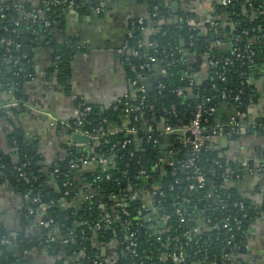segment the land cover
Returning a JSON list of instances; mask_svg holds the SVG:
<instances>
[{
  "label": "trees",
  "instance_id": "obj_1",
  "mask_svg": "<svg viewBox=\"0 0 264 264\" xmlns=\"http://www.w3.org/2000/svg\"><path fill=\"white\" fill-rule=\"evenodd\" d=\"M53 1L38 0L34 6H27L17 0H0V95L9 94L18 101V107L12 109L15 113L26 108L27 100L22 90L29 81L28 75L36 76L33 71L36 50H49L53 59L52 67L45 72L48 73L46 77L53 76L62 84V78L67 75L68 61L75 53L76 44L68 42L58 50L55 48L53 35L59 14L68 7L80 12H95L100 0H65L64 3L58 0L54 6ZM142 1L147 14L141 24L135 19L131 26L128 54L124 56L128 82L133 78L130 66L137 68L149 57H153L154 62L150 71L142 72L143 81L138 86L142 91L133 92L130 87V95L139 99L145 97L144 104L153 105L154 110L161 106L173 107L176 118L171 119V124L177 121L185 124L194 107L207 97H211V101L205 103V107H216L215 114L205 116L208 127L226 122L243 110L248 112L257 101L264 71V0H231L227 6L215 4L214 23L218 27L215 31L210 22L196 21L193 29L188 20L195 16L190 12L180 11L173 17L171 2L167 0ZM36 10L41 13L34 20ZM44 22L50 26H44ZM144 30L150 31L146 40ZM211 33L220 41L218 46L210 40ZM16 44L20 45L18 49ZM232 47L239 50L243 62L247 61L249 52L253 53L251 71L237 60L225 70H221L220 64L206 65L209 61L224 59ZM178 49L183 51L182 55L176 54ZM181 57L182 63L179 62ZM220 74L223 81L218 78ZM235 96L238 101H234ZM88 106L89 113L79 117L80 130L99 137L81 147L66 145L64 155L56 162L43 164L37 141L29 140L21 128H15L8 138L14 159L7 158V162L0 154V184L9 183L22 197L25 194L30 198L39 197V203L30 205L34 216L38 215L40 221H52L49 228L44 229L43 243L49 252L59 257L56 264L100 261L89 247L91 238L103 243L117 241L122 253L118 264H176L168 257L175 252L184 254L185 264L212 260L223 264L227 263L226 254L232 258V264H244L237 255L245 248L246 231L251 221L264 212V202L258 210L254 209L239 193L237 177L243 171L234 163L226 162L221 146L208 144L203 148L196 158L200 172L195 174L194 180L188 181L186 177L192 170L176 166L178 160L188 156L187 146L169 156L166 151L170 136L157 143L152 138L142 137L145 124L158 118L153 112L143 110L134 122L121 103L107 110ZM125 125L137 132L118 131ZM99 128L102 135L97 132ZM126 140L129 143L122 147ZM99 159L104 163L98 164ZM173 168L175 174L171 175ZM140 171L145 172L146 178L139 175ZM20 172L24 178L19 176ZM64 183L67 184L64 186ZM198 183L202 184L201 188L196 187ZM189 184L195 188L189 190ZM152 191L156 194L147 200L149 210L139 212L144 200L141 196L131 199L132 195ZM76 195L82 196L79 208L73 207ZM89 196L93 197L87 198ZM111 196L125 198L129 215L121 222L115 221L95 231L96 223L112 218ZM176 210H182L185 223H179L174 214ZM163 216H168L167 221ZM207 219L218 223L220 228L216 230L212 225H205ZM235 220L241 222L239 231L235 230ZM125 223L135 233L134 257L125 250L128 243L123 230ZM223 226L232 230L227 233ZM230 235H233L232 240ZM3 238L10 240L0 224V264H21L23 253L38 245L18 237L17 258L8 254L7 244L1 243ZM203 249H206V257L201 254Z\"/></svg>",
  "mask_w": 264,
  "mask_h": 264
},
{
  "label": "crops",
  "instance_id": "obj_2",
  "mask_svg": "<svg viewBox=\"0 0 264 264\" xmlns=\"http://www.w3.org/2000/svg\"><path fill=\"white\" fill-rule=\"evenodd\" d=\"M17 1L34 6L38 0ZM167 1L179 4L177 13L194 14L195 19L192 20L195 23L212 21L215 4L220 0ZM146 14L147 8L142 0H118L108 4L101 15L89 10L80 12L71 7L60 13L53 35L55 48L58 50L68 42L76 44L75 53L68 61L67 75L62 78V84L53 76L46 77L48 73L45 72L52 67L53 59L49 50L35 51L33 71L36 76L29 78L22 90L27 100L25 110L13 112V108L8 106L11 97L0 95V154L11 161L14 159L8 138L15 128H21L29 140L37 141L42 163L49 165L61 159L64 147L72 142L69 124L81 115L78 102L100 110L119 103L125 106V96L131 93L124 67V56L128 54L127 39L131 36L130 28L135 19H138V24ZM149 33V30L143 31L144 40ZM263 117L262 79L257 101L244 119L257 121ZM226 142V147H221L226 162L234 163L243 171L237 178V189L250 206L258 210L264 202V170H255L257 165L264 164V134L247 131ZM244 166L251 171L248 172ZM81 202L82 196L76 195L73 207L79 208ZM101 210L105 211L102 206ZM33 216L30 204L12 185L7 182L0 184V224L10 236L6 243L8 254L18 258L16 242L18 237H22L26 242L38 245L23 253L21 264H56L59 257L49 252L43 243L44 228L40 226L39 216ZM246 232L245 248L237 256L244 264H264V216L258 215L252 220ZM89 247L100 262L119 263L122 253L117 241L103 243L91 238Z\"/></svg>",
  "mask_w": 264,
  "mask_h": 264
},
{
  "label": "built area",
  "instance_id": "obj_3",
  "mask_svg": "<svg viewBox=\"0 0 264 264\" xmlns=\"http://www.w3.org/2000/svg\"><path fill=\"white\" fill-rule=\"evenodd\" d=\"M118 0H100L97 7L95 8V13L96 14H101L104 12L105 7L110 4V3H115ZM171 1V0H169ZM231 0H220L219 4L221 6H227L229 5ZM59 1H53V5H57ZM70 6H72V3H69ZM41 11L36 10L33 13V19H37L38 16L40 15ZM142 21H139L138 24H141ZM211 27L213 31L217 30V24L214 23V18L212 21H210ZM188 24L194 29L195 28V23L192 19L188 20ZM44 26L48 27L50 24L48 22H44ZM130 37V36H129ZM213 45L218 46L220 44L219 40L214 39L212 41ZM10 42H7L6 45L10 46ZM150 46V45H149ZM20 47L19 44L15 45V48L18 49ZM176 54H183V51L181 49L176 50ZM137 55V53H135ZM247 56V61L243 62V56L239 52L237 48H231L229 50L228 56H226L222 60H217V61H209L206 65L207 66H216L220 64L221 70H225L226 67H229L233 64L235 60L240 61V64H245L246 68L251 71L254 68V61H253V53L249 52ZM154 62L153 57H149L148 61L141 63L137 68L134 66H130V71L133 74V78L129 81L130 87L133 89V92H139L142 91V89L138 90V86L140 83L143 81V71H150L151 70V64ZM179 62H184V59L181 57L179 59ZM163 72V71H162ZM223 72V71H222ZM28 78L32 79V75H28ZM220 81H223L224 78L222 77V74L218 76ZM264 80V71L261 75V80ZM248 83V80L245 81V84ZM142 88V87H141ZM9 95V94H8ZM11 100L8 104L11 108H17L19 103L12 97ZM224 98V96H223ZM144 99L145 97L138 98H133L131 95H126L125 96V111L128 114H131L133 116V121L136 122L138 120V115L142 114L143 110L151 111L152 114H155L157 116V119H152V123H146L145 124V130L143 131V136L145 139L149 140L152 138L155 143H157L159 140H165L167 136H170V144L169 147L167 148V155L173 156L177 154V151L180 150L181 147L187 146L189 148V153L188 156L184 160H178L176 162V166L179 167L180 169H191L192 174L186 177V180L191 181L195 179V174L200 172V168L196 165V158L198 157L199 153L203 150V148H206L208 144H219L221 141H227L229 138L233 136H238L244 132L247 131H256L260 134H264V117L261 120L257 121H246L244 119L247 115V112L244 110L236 113V117H232L226 122H217L213 127H208L206 125V115H213L216 112V107L214 106H208L205 107V103H209L211 101V97L207 98H202V101L198 103L194 109L191 112V116L189 120L185 124H180L178 121L176 124H171L170 121L171 119L176 118V114L174 113V108L173 107H166V106H161L158 109L154 110V106L150 105L147 106L144 104ZM238 96L234 97V101H238ZM136 101V104H133ZM138 101V102H137ZM77 108L80 110L82 115H85L89 113L90 107L83 102H78L77 103ZM82 122L79 119L73 121L72 123L69 124V128L71 129L72 134H79L85 138H87L89 141L96 140L99 136L98 135H93L89 134L85 131L80 130ZM118 129V128H117ZM120 132H126L127 134H135L137 130L133 129L132 127H127V128H122L118 129ZM97 132L102 135L103 131L101 128L97 130ZM142 141V139H141ZM129 141L126 140L123 142L122 147H124L126 144H128ZM75 146V147H81L84 146V144H74L73 142H69L68 146ZM179 152V151H178ZM104 163L103 159L98 160V164ZM158 165L159 162H156ZM76 166L72 165V168H75ZM247 167V166H244ZM243 167V168H244ZM175 168H173L171 175L175 174L174 171ZM245 169V168H244ZM247 171L250 172V168L247 167ZM17 170H20L19 168ZM264 170V164H259L256 167L257 172ZM139 175L142 176L143 178H146L145 172L140 171ZM19 176L21 178H24V174L22 172L19 173ZM237 177V176H236ZM238 178V177H237ZM177 182V181H176ZM67 183H64V186ZM199 185H196L197 188H201L202 184L198 183ZM172 187L170 186V189ZM189 190H193L195 187L191 184L188 185ZM67 194V193H66ZM156 192L152 191V193H146L139 195L138 193H134L131 197V199L139 198L141 196V199L144 200L143 204L139 207V212L140 211H148V201L150 198H152L153 195H155ZM25 201L30 202L32 204H37L40 202L39 197H33L30 198L29 195L25 194L22 197ZM110 200L114 203L113 204V215L112 218H106L102 221V223L98 222L94 225V230L95 231H100L103 228H107V226L112 225L115 221L121 222L123 220V217H127L129 215L128 211L125 209L126 208V202L125 198H118L117 196H111ZM118 208V211H117ZM222 208V207H221ZM242 208V205H241ZM223 209V208H222ZM182 210H176L174 214L178 216L179 218V223H185L186 219L182 215ZM261 215L264 216V212L261 213ZM163 219L167 221L168 216H163ZM146 221L148 222L149 219L147 218ZM52 221L46 220V221H40V226H42L44 229L49 228L51 225ZM205 225H212V229L218 230L220 228L218 223H211L209 219L205 221ZM234 227L235 230L239 231L241 229V222L236 221L234 222ZM124 232L126 235V241H128L127 245L125 246V250L128 251V253L131 256H135V233L131 230L130 225L127 223L124 224ZM226 232H230L232 230L231 227H224ZM230 240L233 239V235L229 236ZM8 240L6 238H3L1 240V243H7ZM201 253V252H200ZM202 256L206 257L207 252L206 249L202 250ZM168 257L171 259L172 262L176 264H185V257L182 252H175ZM225 261L227 263L224 264H232L231 258L229 255H225ZM94 264H101L100 261L94 262ZM130 264H135L134 262ZM201 264H217L216 260H212L211 262L207 261H202Z\"/></svg>",
  "mask_w": 264,
  "mask_h": 264
},
{
  "label": "water",
  "instance_id": "obj_4",
  "mask_svg": "<svg viewBox=\"0 0 264 264\" xmlns=\"http://www.w3.org/2000/svg\"><path fill=\"white\" fill-rule=\"evenodd\" d=\"M178 6L179 4L177 2H171L170 3V10H171V13L176 15L177 14V10H178ZM215 38V35L213 33L210 34V40L213 41ZM253 81V79L251 80ZM71 140L74 144H87L89 142V140L79 134H71ZM227 145V142L226 141H221L220 142V146L221 147H226ZM9 160L7 159V162Z\"/></svg>",
  "mask_w": 264,
  "mask_h": 264
}]
</instances>
